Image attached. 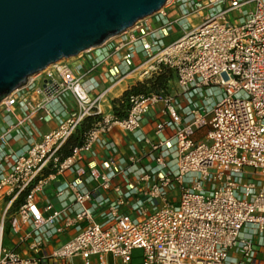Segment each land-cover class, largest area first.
<instances>
[{
	"label": "built area",
	"instance_id": "built-area-1",
	"mask_svg": "<svg viewBox=\"0 0 264 264\" xmlns=\"http://www.w3.org/2000/svg\"><path fill=\"white\" fill-rule=\"evenodd\" d=\"M150 16L0 101V264H264V0H170ZM173 27L180 34L164 43ZM161 65L189 99L187 123L166 88L130 95L122 118L103 110L111 86ZM98 67L109 85L95 92ZM154 106L166 117L157 139L136 135L141 151L130 143L125 157L100 136L136 134ZM90 115L100 118L62 155ZM34 118L57 125L35 139ZM98 147L111 156L91 164ZM64 171L59 207L39 203Z\"/></svg>",
	"mask_w": 264,
	"mask_h": 264
},
{
	"label": "water",
	"instance_id": "water-1",
	"mask_svg": "<svg viewBox=\"0 0 264 264\" xmlns=\"http://www.w3.org/2000/svg\"><path fill=\"white\" fill-rule=\"evenodd\" d=\"M167 0H0V101L27 78L102 45Z\"/></svg>",
	"mask_w": 264,
	"mask_h": 264
},
{
	"label": "crops",
	"instance_id": "crops-1",
	"mask_svg": "<svg viewBox=\"0 0 264 264\" xmlns=\"http://www.w3.org/2000/svg\"><path fill=\"white\" fill-rule=\"evenodd\" d=\"M170 37H171V34L165 38H167V40H172L175 38V37H173V38H170ZM75 58H76V56H75ZM76 60L80 61L82 59L76 58ZM93 76H94L95 80H97V86L95 88V92H99L109 85V79H107L103 76L101 67H98L95 70V72L93 73ZM143 79H146V78H139L136 75L130 74V75H127L125 78H123L121 81H119V82L115 83L113 86H111V88L107 94V100L102 103L103 110L106 112L112 111L111 99L119 97L125 89L129 88L136 81L143 80ZM98 87L100 88L99 91H97ZM166 89L170 93H174L177 95L178 112L181 115L182 123L183 124L187 123L190 119L189 110L191 108V104L189 103V99L184 94H179L180 90L176 84L175 75H174V77H172L171 79H169L167 81ZM208 99H209V102H211L212 98H208ZM67 103L70 107L74 106L71 98L67 99ZM165 117H166L165 115H162L160 113L159 107L154 106L150 109L149 112H147L143 116V118L141 120V126H140V128L136 134L123 132V131H120L118 128L114 127L109 132L103 133L100 136L105 140L113 141L117 145V147L119 148L120 153L126 157L130 154V149H129L130 143L134 142L136 147L138 148V151H141L145 147V144L143 142H137L136 141V135H138V136L142 135L144 137H149L151 139H157V137L153 133L154 125L157 121H159ZM11 118L14 119L15 117L11 116ZM3 120H4L3 114H0V122L2 123ZM56 125H57L56 119H51V120H47V121H38L34 118L31 122L28 123V126L35 130V132H34V138L35 139L38 138L39 134L45 133V132L55 128ZM204 131H205V128H200V129L196 130V132L193 135V138L194 139L201 138L204 134ZM164 134L167 136L170 134V132L168 130H166L164 132ZM96 151H97V154L95 157L86 156V158H87L86 160L92 161L91 164H97L98 165L101 160L107 158L108 156H111L110 152L108 150L103 149V148L98 147L96 149ZM71 178H72V175L68 171H64L62 174L57 175L55 177V179H53L51 182H49L45 186L43 194L37 195L39 203H41L43 201V199L45 197H47V198H50L57 207H59V202L54 195L55 187L58 184H60L63 180H66V179L69 180ZM56 179H58V183H54V181ZM105 194L111 196L112 198L114 197V193L112 191H105ZM64 239H65V237H64Z\"/></svg>",
	"mask_w": 264,
	"mask_h": 264
},
{
	"label": "trees",
	"instance_id": "trees-1",
	"mask_svg": "<svg viewBox=\"0 0 264 264\" xmlns=\"http://www.w3.org/2000/svg\"><path fill=\"white\" fill-rule=\"evenodd\" d=\"M167 65H161L159 70L151 77L138 80L129 88L125 89L119 97L111 99L112 112L116 117L122 118L126 115L129 108V96L133 94H143L151 91H158L166 88V83L173 77L174 72ZM99 115H90L86 117L76 132L64 143L62 155L69 153L70 148L83 142L84 135L89 128L99 120ZM17 202H15V205Z\"/></svg>",
	"mask_w": 264,
	"mask_h": 264
},
{
	"label": "rangeland",
	"instance_id": "rangeland-1",
	"mask_svg": "<svg viewBox=\"0 0 264 264\" xmlns=\"http://www.w3.org/2000/svg\"><path fill=\"white\" fill-rule=\"evenodd\" d=\"M167 8H171V6L169 5ZM149 16H150V15H149ZM173 16H174V11L172 10V11H170V12L168 13V17H173ZM152 18H153L152 16L147 17V20H150V19H152ZM155 24H156V23H155ZM155 24H154V25H155ZM180 31H181V29L178 28V27H173L172 29H170V30H169V33L171 34V37H170V38H173V37L178 36V35L180 34ZM168 41H169V40H167V38H165V39L163 40L164 43H167ZM64 61H66V62H70V63H73V62L76 61V58H75V57H71V58L65 59ZM172 72H173V71H172ZM173 77H174V74H173ZM99 90H100V88L98 87V88H97V91H99ZM206 94L209 95V93H207V91H206ZM207 102H209V100H208ZM54 183H58V179H56V180L54 181ZM4 244L7 245V246H10V245H11L10 242H9V238H8L7 234H6L5 238H4ZM90 260H91V261H95V260H96V256H95V255H92V256L90 257ZM73 262H74L75 264H79L80 260H79V258H74V259H73Z\"/></svg>",
	"mask_w": 264,
	"mask_h": 264
},
{
	"label": "bare ground",
	"instance_id": "bare-ground-1",
	"mask_svg": "<svg viewBox=\"0 0 264 264\" xmlns=\"http://www.w3.org/2000/svg\"><path fill=\"white\" fill-rule=\"evenodd\" d=\"M170 2V0H167L166 1V3H165V5L162 7V8H164L168 3ZM160 10V9H159ZM65 59H62V60H60V61H58V62H62V61H64Z\"/></svg>",
	"mask_w": 264,
	"mask_h": 264
}]
</instances>
